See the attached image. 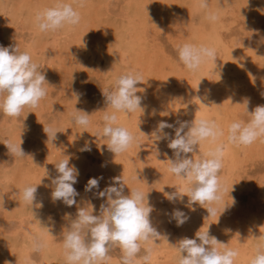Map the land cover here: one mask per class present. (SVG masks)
Instances as JSON below:
<instances>
[{"label": "rangeland", "instance_id": "rangeland-1", "mask_svg": "<svg viewBox=\"0 0 264 264\" xmlns=\"http://www.w3.org/2000/svg\"><path fill=\"white\" fill-rule=\"evenodd\" d=\"M157 1H154V0L153 1L152 0H86L85 6L80 8L78 7L77 0H64V2L66 3H71L73 7L76 8V10L79 11L80 13L83 11V9L86 6H90V5L92 6V7H89L90 9L89 14L91 16L88 15V13L85 14L87 19H89L88 20L89 21V28H88L89 32L86 38L79 39V37L77 36L78 25L74 27L67 26L68 29L65 27L58 33L39 32L40 30L38 29L36 24L33 22V20H31L32 15L34 14L36 15L37 12L41 11V10H38V11L35 10V8L37 9V4H39V3H36V0H10V1L0 0V45L7 47L11 44L13 46H17L20 52H27L32 57L33 62L38 64L39 70H42L46 74V79L50 85L48 87V95L46 96L44 100L41 101L40 107L37 109L25 108L19 119H13L11 117L5 116L4 113L0 111V189H3V187L5 188V192H4L5 194L3 193L4 189L2 191L0 190V199H1L0 200V246L2 244L3 248L5 246H6L5 248H9V249L4 248L5 250L4 253L7 254L8 252L7 250H9L8 253L12 252V254L10 253V255H13L11 256L12 259L10 257L8 259L9 262L11 261L10 264H61V263L63 264L66 262V258L64 257V249H63V239H64L63 233H66L68 231L67 227L70 225L71 220L75 219L76 213H77V210H76L77 207L73 206L69 208L66 205H64L62 202L57 201L54 203L52 200H47L48 198L49 199L51 198V194L49 193L52 191V190L50 191L48 190L49 193L47 197L48 196L49 197L45 198V201L47 200L45 205L47 206H45L41 210L44 214L46 212L45 214L46 216H44V214L41 213V211L39 212L36 207L34 208L31 207L30 204L25 203L24 207H22L21 204H19V203L24 202L22 199V196L13 195V193L15 192H22V190L26 186H32V187L39 186L40 189L38 190H41L44 188L52 189L49 186L51 184V178L57 175L54 165L57 164L63 158H65V155L71 156L72 159L70 160V164H74L79 169L78 183L74 185V187L80 194L77 197V203L83 206L85 202L91 201V203L95 205L94 214H96L95 211L97 212V202L98 201L96 202V197L94 194L96 193L97 190L93 189L92 192H86L85 185L87 184L88 180L93 177H96V178L103 177L104 179V175L106 174V172L104 171L105 170L104 168L106 167L107 157L110 152L107 150L106 146H104L106 144V140H104L101 136H97V132L103 126L102 116L104 113L103 111L95 113V111L103 110L106 107L105 102H104V97L102 95L101 90H105V89L113 90L115 87L116 80L122 74H125L132 70L133 71L137 70L142 73L143 77L144 75L145 77H147V78L144 77L145 80L142 81L143 83L142 85L141 84L138 85L139 87L145 89V92L142 93L141 95H143L144 97L143 105L146 111L144 113L142 110H138L137 112L133 113V115L137 113L136 114L137 116L135 115V117L131 118L134 120H132L133 123L131 122V125H130L131 128L129 130L138 137V143L135 145L137 147L133 146L134 156H136L138 159L135 160L134 157L131 158L128 155V158L125 157L126 159L124 158V161L122 163H118V165H119L120 171L123 165L124 167L125 166L128 167V169H126L125 171L126 173L122 175L123 180L126 182L125 186L127 185L126 187H128V188L125 187L126 195L133 188H138L142 190L145 193L146 197L149 195L150 203L154 206V211L152 212L151 217H155L158 215L160 216L162 212L166 213L170 206L174 208V205L172 203H169L162 194L164 192L162 191V189L164 190V188L166 189L167 187L166 189L167 191L168 187L170 186L166 185L162 187L161 184H159L161 180L160 177L162 176L158 175V174L163 175L164 170H162V168L166 166L167 164L166 162H163V161H166L168 158H172L173 152L167 147V142H157L158 150L156 148V140H154L155 137L154 136L151 137V134H150L151 132L150 128L154 121L155 115L160 114L162 117H164L167 114H172L173 116L171 119L172 120L171 123H175L179 118H180L179 120L184 121L185 116L187 118V119L185 118V120L192 121L195 118L197 109L199 107L206 106L204 110H207L206 112H209V114L212 116L211 117L210 115H208L210 116L208 117V120L210 121L216 120L215 122H217V125L223 129L224 126L228 128L229 124L232 123L233 121L247 122L250 119V117L247 114V105L246 106L243 105L245 98H248L250 100V104H248L249 112L255 109L253 108V106L256 107L258 105H264V97H262L261 95V93L264 92V78H263L264 77V71H263L264 70L263 69L264 68V59H263L264 56H262V54L264 55V53H262V46L260 45L261 44L260 35L264 36V0H229V5H231L230 7L227 5H224V0H211L212 10L215 12H218L219 17L220 16L222 17H220L218 21L217 30H214V32L210 31L209 36H207L206 38L203 37L202 39L197 36L195 37L192 33H198V31H200V28H202L201 30L203 29L205 30L206 28L207 30L205 31H209L213 29V23L205 18V15H206L205 12L199 9L193 11L191 7V4H193L192 0H173V1L164 0L166 1V3H164L163 0H157ZM170 1L172 2L170 3ZM144 2L146 4H143ZM40 3H42L43 9H45V8L53 7L54 4L56 3V0H44ZM252 3H253V6H252ZM28 5L32 6V7L30 6L31 10L29 9ZM152 5L153 6L155 5V6L153 7ZM167 5L170 6V8ZM176 5L178 8L176 7ZM125 8L127 9L125 10ZM168 8L169 10L167 11ZM33 10H34V13H33ZM101 10H103L104 13ZM162 10H164L165 12H163ZM176 11L177 13L178 12L179 13L177 14ZM12 12H14L15 16L14 14H12ZM168 14H169V18L171 17L170 19L168 18ZM173 16L175 17L172 18ZM188 16H191V17L189 18ZM177 17H180V18L178 19ZM172 20H173V23H171ZM143 21L146 24V26L143 23ZM203 21H206V22L204 23ZM31 22L34 23L35 26H32L34 24H32ZM26 23L28 26L26 25ZM137 23H139L141 26ZM141 23L143 24V26ZM92 24L95 26L94 28L91 27ZM98 25L101 26L102 28H105V30H107L108 33L107 35H105L106 37H104L103 33L98 34V32L101 30H98V31L95 30V28ZM107 26H111V28L108 27L110 31L106 29ZM117 29L119 30L117 31ZM67 30L68 31L72 30L74 33L73 36H70L66 32ZM115 31L119 32L120 35H118V33H116ZM111 32H114V34ZM90 35L92 36V40H90L91 39ZM118 36L120 38H118ZM131 36H133L134 39L140 38L142 42H139L140 43L139 45H133L132 43L134 39H131L132 38ZM111 37L118 38V39H114V38L112 39ZM127 38L128 40H126ZM193 38L195 40H193ZM86 40H88L89 42H87ZM89 43H92V44L90 45ZM184 43H194L196 45H205V46L214 48L217 52L218 67L222 66L220 64L222 63V61L224 62L225 54L227 52H234L235 50L239 51V50L247 49L250 47L252 49V52H254V55L257 59V61L256 59L254 60L253 65H257L258 63V66H259V67L254 66L253 70H252L253 66L250 68L253 71L252 74L251 73L250 74L252 76L253 74H255L253 76L255 80L254 78L249 76L248 70L244 73V75H239V76L237 75L238 78H236L237 76L234 73V70L231 69L230 70L231 72L230 71L227 73L217 72L216 74L211 75L212 76L210 77L211 82L209 84L201 85L200 83L205 81L204 72H203L204 70L202 71L201 69L202 67L199 69L200 71H197L198 73L200 72L198 76L197 72L193 73V72L187 71L186 68L182 65V63L178 59L177 49L180 45ZM64 45H65V48H64ZM87 45H90V46H87ZM140 46H143V48L145 49L144 53H141ZM109 47L111 48V50L112 49L113 50L111 51ZM79 48H82L81 49L82 51ZM97 48L99 51L96 50ZM260 50L262 54L260 53ZM130 51H132L134 54ZM78 52H81L78 54L79 56L77 55ZM129 52L131 53V55ZM257 53H260V54H257ZM94 54L96 55L94 56ZM99 56L102 58H100ZM140 56L142 57L140 58ZM106 57L107 58L109 57V58L107 59ZM110 57L113 59H111ZM140 59H141V63L139 62ZM114 60L115 61L117 60V61L113 62ZM108 61L110 62L108 63ZM259 63L260 65H263V66H260ZM127 64L130 67L127 66ZM137 64L139 65V67H142V68H139ZM214 64L215 63H211V65H214ZM214 67H217L216 64L214 65ZM260 70L263 71L262 75L260 73ZM109 72L110 73L113 72V73L110 74ZM201 72L203 73V75ZM178 75L181 77H179ZM250 77L252 79H250ZM189 80H191L190 81L191 83L189 82ZM168 84H170V86ZM194 84L198 86L196 87ZM193 87H195L197 90H195V88ZM190 88L191 89L193 88L192 90L193 92H191V90L189 91ZM204 91L206 94L203 93ZM74 92H78L82 94L79 102L77 98L75 97V95H73ZM223 93H225V95ZM203 94H204V97H203ZM226 95L227 96L229 95V96L227 97ZM199 96L201 97L200 98L201 101H203L202 103L199 101V99H197V97ZM183 97L186 99H183ZM152 98H153L154 104L152 103V101L150 102V99L152 100ZM172 98L173 100H178L176 101L177 103L175 102L176 105L175 103L172 102ZM181 99H183V102L181 101ZM232 99L233 101H231ZM159 100H162L161 103ZM211 100L213 101V103H211L212 102ZM215 100H217L216 101L217 103L215 102ZM224 100L227 101L230 107L228 106L226 102H224ZM161 106L162 108H164L165 106L166 110L165 109H163V111L160 110ZM76 107L78 109H84L88 113L93 114L91 117V126L89 128H83L80 126H76L72 123V114L76 110ZM174 108L177 110L179 109L178 111H179L180 117L177 116L178 111L173 110ZM169 110L171 113L169 112ZM181 110L183 111L181 112ZM141 111L142 113H140ZM154 111H156V114L154 113ZM213 112L215 113V115ZM219 112H226V113L222 114ZM149 114L151 115V117L149 116ZM224 114L227 116H225ZM123 115H126V114L118 113V118L120 121H121L120 118L124 117ZM222 115H224V117H222ZM174 117H176V120L174 119ZM136 119L139 120L137 122L138 125L135 123ZM49 125H53L54 127H56L60 133L57 134V139L55 141H49L47 143V136L43 132V127L44 126L48 127ZM226 128L224 130L225 135H226L224 136L225 139L227 138ZM140 129L146 135L143 134L140 131ZM171 131L172 130L170 129V132ZM172 135L174 136V132L172 133ZM224 137H222L221 143L225 145L224 149L226 150V154H224V157H223V168L220 173V179L223 185L225 186V188L227 189V191L225 192L223 196L222 204L219 206V211L217 212L218 218L216 217L213 218L214 223L212 221H211L212 223H210L211 219L205 220L206 222L204 221V224H203L205 229H201V228H198V229L199 230L201 229V231H207L209 229L211 230L212 228V231L209 230L210 235L214 234L215 237H217V239H219L220 236H222L219 240L222 239L221 242H224L226 240L227 242L225 241V243L228 244V247H229L230 243H233L235 240L234 236L231 233L234 232L233 234L236 235L235 237H237L236 231H238V229L241 226H243L244 223L248 224L247 222L248 218H251V216L252 217L254 216L256 218L257 215L260 218H264V188H263L264 187L263 186L264 185L263 184L264 183V141H262L261 139H258L256 142L252 144V146L249 145L250 148H248V146L238 147V145L230 144L228 143L227 140L225 141L223 139ZM95 139H96V143L93 142L91 144L90 152L80 151V149L84 147L85 141H95ZM6 142H11L12 144L17 145V146L22 144V148L25 151L27 157H24V158L12 157L9 154L8 149L4 145ZM229 144L231 146L230 150H229L230 146H228ZM201 145L203 146L199 147V152L197 153V156H196L197 159L206 158L205 154L209 152L207 150L205 143H202ZM236 147L238 150L236 149ZM253 147L257 149V152ZM259 149H261L262 152ZM138 150L140 151L139 154H137ZM225 150H224V153H225ZM244 150L246 151L243 152ZM235 152L236 153L238 152L239 156ZM138 155L141 157L139 158ZM228 156L230 157V159ZM225 157L228 159H226ZM234 158H236L237 160ZM142 159L145 160L143 164H141V162L143 161ZM231 159L234 161H232ZM138 160L140 163L138 162ZM226 160L228 163L224 162ZM149 166L152 168H150ZM165 168L166 167H164L163 169ZM226 168L227 170L224 171ZM50 173H53L54 175L52 176V174ZM49 177L50 179H48ZM34 178H36L37 180L35 179L36 180L35 181ZM156 178H157V181H156ZM103 179L100 180V183L103 181ZM40 180H41V183H38L40 182ZM230 181L232 183H230ZM19 183L22 185H19ZM43 183H45V185ZM141 184H143L146 187L142 186ZM159 186H161L160 188L162 189H159ZM188 187L190 186L188 185ZM127 189L129 191H127ZM187 189L188 188H186L185 193H183V195L188 194ZM159 190H161L162 192ZM39 192L40 191H38L37 194ZM167 192H169V190ZM2 196H4L7 199L3 200L5 198H3ZM231 196L235 198V203ZM20 198H21V201L18 200ZM187 200L188 198L187 196H185L184 203H181L178 201V204H175L176 208L178 207L180 209L183 208L182 210L186 213V215L188 214L187 216L189 217V219L187 220L186 223L178 227L176 225V222L171 220V217L169 215L167 216V218L169 217L171 220L170 222L166 223L168 230L171 232V237H169L171 239L164 240L162 244V246L164 245L163 246L164 251H162L163 254L160 253L157 256V261L155 264H160V263L161 264H179V259H175V258H178V257L180 258L181 254L177 253L178 251L176 250V248L174 251L173 250L174 247L172 248V245H175L177 241L182 238V236L184 237L187 231H192V232L198 231V229L195 227V225L199 221L198 217L201 219L203 216L202 212L207 213V211L206 209L202 208L201 206L197 204L193 206L196 209L194 211L195 212L194 213L195 215H194L192 210L189 211V209L185 207ZM49 203L50 204L52 203V204L50 205ZM15 204L16 206L18 204L17 207H19V209L15 206ZM14 206L16 208H14ZM24 208L26 209V212ZM35 208L36 210H33L32 212V209H35ZM225 209L227 213L226 211L224 212ZM36 212L37 213L39 212V214H37ZM233 212L235 213L236 216H234ZM197 213H199L200 215ZM228 213H230V215ZM66 214H71V215L69 217V216H66ZM97 214H99V211L97 212ZM191 214L193 217L191 216ZM225 214L226 215L228 214L227 217L228 216H231V217L227 218L225 217L226 216ZM34 215L36 217H34ZM39 215H41V217H38ZM36 218H38L39 221L36 220ZM223 218L225 219L224 221H223ZM245 218H247V220H245ZM228 219L230 221L228 223H224ZM46 222H47V225H48V222L50 223V225L47 226L45 224ZM230 222L233 223V225L235 223L234 225L235 227H232L233 225H231L230 227L229 226ZM51 225L55 226L56 229ZM212 225H214V227ZM191 226H194V227H191ZM225 226L227 230L225 229ZM237 226L238 228L236 230ZM217 227L219 228V230ZM34 228L37 231L36 234H35ZM41 229L43 230V232L41 231ZM45 229H47L48 231ZM38 232H40L42 235L39 236ZM45 232H47L46 235L43 234ZM49 233L50 234L52 233L51 236ZM225 233L226 235L228 234L229 235L223 237ZM32 234H35L36 236ZM219 234L220 236H217ZM37 236L40 239L42 238L45 239V236L49 237V239L51 238V240H53V243L50 240H48V238H46L47 240H43V239L42 240L44 242L45 241L49 243L51 242L52 245H49V243L45 242V244L47 243L46 244L47 246L42 251L40 252L34 251L33 247H31L32 246L31 238L37 237ZM262 236L264 237V235ZM28 238L30 239L27 240ZM190 238H194V236L192 235V237ZM258 238H260L259 235H257L256 237L255 236L252 237L250 240V245H252V247L250 246L249 247L250 248L255 247L256 249V246L258 245L257 249L261 248L260 250L262 249L264 250L263 248L264 241L263 239H258ZM229 241H232V242H229ZM262 241L263 243H260ZM253 242L255 245L252 244ZM10 244H12L13 246V247L11 246L12 248L9 247ZM27 244L28 246L29 245L30 246L29 247L25 246ZM165 245L168 247V249ZM51 247L53 248L51 249ZM169 247L172 249V251L169 249ZM10 248L12 249V251H10L11 250ZM220 250L223 251L224 249L221 248ZM55 251H57V254L53 253L56 256L54 258L53 255L50 256V253L52 254V252H55ZM173 251L176 253H174ZM2 254H3V250L0 247V255ZM144 254H145L144 246L142 245L141 252L138 254V256L142 257ZM16 255H17V259L16 258L14 259L13 257H15ZM58 255L60 256L59 258H58ZM109 255L111 259L110 261H108V264H121L122 252L119 248H114L109 253ZM152 263L153 262H151V264Z\"/></svg>", "mask_w": 264, "mask_h": 264}, {"label": "clouds", "instance_id": "clouds-1", "mask_svg": "<svg viewBox=\"0 0 264 264\" xmlns=\"http://www.w3.org/2000/svg\"><path fill=\"white\" fill-rule=\"evenodd\" d=\"M77 3L78 7L82 8L86 0H77ZM224 4L231 6L229 0H224ZM195 7L205 12V18L210 22L219 21L218 12L211 8V0H196ZM80 22V12L64 0H56L53 7L45 8L35 15V24L43 33H58L66 26L74 27ZM177 52L179 61L190 72L195 73L208 63H215L218 68L217 52L212 47L184 43L178 47ZM142 81L141 72L129 71L118 77L113 90H101L106 107L95 111L104 113L103 126L97 136L106 140L104 146L115 158L128 152L138 143V137L120 124L118 113L132 114L138 110L145 113L144 97L141 95L145 89L138 87L143 84ZM49 86L46 74L39 70L38 64L33 62L27 52H20L17 46L11 44L7 47L0 45V111L5 116L19 119L25 108H39L41 101L48 95ZM73 95L79 102L82 94L74 92ZM261 95L264 97V92ZM197 99L201 101L199 97ZM249 103L250 100L245 98L243 105H247L250 119L247 122L234 121L227 128V141L230 144L249 146L258 139L264 141V105H258L249 112ZM92 115L76 107L72 114V123L88 128L91 126ZM166 129H171L174 136L172 132L165 131ZM43 132L47 136V143L55 141L60 133L53 125L44 126ZM153 136L157 150V142H167V147L173 152L172 158L163 161L168 164V172L173 174L177 181H183L190 186L187 195H182L181 190L177 188L173 192L164 190V198L175 205L177 201L184 203V197L187 196L185 207L194 211L193 206L198 204L208 213L205 220L215 217L227 191L220 179L225 149L222 143H218L220 138L225 136L224 129L214 120L197 119L195 114L192 121H158L151 133V137ZM204 141L216 144V147L206 154V158L197 159L199 147ZM93 142L96 143V139L85 141L80 151L90 152ZM4 145L12 157H27L22 144L17 146L6 142ZM71 159V156L65 155V158L54 165L57 175L51 178L49 185L52 188L51 199L54 203L59 201L69 208L77 207L75 219L71 220L68 231L63 233L67 264H108L111 259L109 253L114 248H119L122 252L121 264H151L154 252L149 245L157 244L156 241L167 239V236L161 235L153 225L151 214L154 206L150 203L149 195L146 197L138 188L131 189L126 195V182L122 176L113 177L111 183L102 191L99 190V184L103 177L90 178L85 185V191L92 192L96 189L94 195L105 200V203L100 205L99 214H94L95 205L91 201L85 202L83 206L77 203L80 194L74 185L78 183L79 169L70 164ZM37 190V187L26 186L22 192H15L13 195L22 196L23 201L33 208H40L43 204L36 203ZM232 199L235 203V198ZM70 215L66 214L69 217ZM168 215L178 227L189 219L184 211L175 207ZM201 229L195 233V238L183 237L172 245L181 254L179 264H234L239 255L238 251L210 235L209 230ZM258 239L264 237L260 236ZM142 245L145 254L139 257ZM32 246L34 251L40 252L46 244L42 239L33 237ZM221 248L224 250L221 251ZM5 264L10 262L5 261ZM250 264H264V250L257 249Z\"/></svg>", "mask_w": 264, "mask_h": 264}, {"label": "bare ground", "instance_id": "bare-ground-1", "mask_svg": "<svg viewBox=\"0 0 264 264\" xmlns=\"http://www.w3.org/2000/svg\"><path fill=\"white\" fill-rule=\"evenodd\" d=\"M7 1V0H6ZM10 1V0H9ZM42 1H44V0H42ZM41 0H36V3H39V4H37V9L35 8V10L36 11H38V10H43V7H42V3H40V2H42ZM153 1V0H152ZM154 1H157V0H154ZM164 1V0H163ZM173 1V0H172ZM172 1H170V3L172 2ZM193 1V4H191V7H192V9H193V11L194 10H198L196 7H195V4H196V0H192ZM49 2V1H48ZM48 2H46V3H48ZM157 2H159V1H157ZM175 2V1H174ZM222 2V1H221ZM220 2V3H221ZM251 2V1H250ZM75 3V2H74ZM99 3V2H98ZM152 3V2H151ZM154 3V2H153ZM164 3H166V1H164ZM176 3V2H175ZM178 3V2H177ZM184 3V2H183ZM30 4V3H29ZM34 4V3H33ZM50 4V3H49ZM48 4V5H49ZM130 4V3H129ZM143 4H146L145 2L143 3ZM167 4H168V2H167ZM180 4H182V3H180ZM161 5V4H160ZM160 5H158V6H160ZM222 5H223V3H222ZM225 5V4H224ZM224 5H223V7H224ZM31 6V5H30ZM30 6L28 5V7H29V9H30ZM35 6V5H34ZM127 6H129V5H127ZM153 6V5H152ZM155 6V5H154ZM153 6V7H154ZM163 6V5H162ZM161 6V7H162ZM168 6V5H167ZM170 6H171V4H170ZM170 6H168L169 8H170ZM182 6V5H181ZM180 6V7H181ZM188 6V5H187ZM190 6V5H189ZM214 6V5H213ZM250 6V5H249ZM252 6H253V3H252ZM18 7V6H17ZM32 7V6H31ZM89 7H92L91 5L90 6H86L84 9H83V11L80 13V15H81V22H80V24L78 25V27H77V36L79 37V39H83V38H86V36H87V34H88V32H89V30H88V28H89V19H87V17H86V13H88V15H90L89 14ZM136 7V6H135ZM134 7V8H135ZM144 7V6H143ZM147 7V6H146ZM176 7H177V5H176ZM251 7V6H250ZM249 7V8H250ZM27 8V7H26ZM107 8V7H106ZM157 8H159V7H157ZM169 8L167 9V11L169 10ZM178 8V7H177ZM186 8H188V7H186ZM127 8H125V10H126ZM146 9V8H145ZM150 9V8H149ZM182 9H184V8H182ZM223 9V8H222ZM263 9V8H262ZM27 10V9H26ZM31 10V9H30ZM124 10V11H125ZM136 10H137V8H136ZM140 10V9H139ZM144 10V9H143ZM152 10V9H151ZM166 10V9H165ZM172 10V9H171ZM20 11V10H19ZM22 11V10H21ZM103 13H104V11L103 10H101ZM163 12H165L164 10H162ZM178 11V10H177ZM177 11H176V13H177ZM185 11V10H184ZM188 11V10H187ZM24 12V11H23ZM26 12V11H25ZM93 12V11H92ZM109 12V11H108ZM147 12V11H146ZM149 12V11H148ZM263 12V11H262ZM6 13V12H5ZM16 13V12H15ZM33 13H34V10H33ZM111 13V12H110ZM127 13V12H126ZM125 13V14H126ZM145 13V12H144ZM151 13V12H150ZM160 13V12H159ZM172 13H173V11H172ZM179 13V12H178ZM177 13V14H178ZM234 13V12H233ZM12 14H14V12H12ZM140 14V13H139ZM146 14V13H145ZM153 14V13H152ZM165 14H167V13H165ZM184 14V13H183ZM24 15V14H23ZM92 15H93V13H92ZM96 15V14H95ZM100 15V14H99ZM174 15V14H173ZM14 16H15V14H14ZM18 16V15H17ZM91 16V15H90ZM154 16V15H153ZM155 16H156V14H155ZM167 16V15H166ZM13 17V16H12ZM25 17V16H24ZM89 17V16H88ZM93 17V16H92ZM103 17V16H102ZM143 17V16H142ZM164 17V16H163ZM175 16H173L172 18H174ZM189 18L191 17V16H188ZM188 17H187V19H188ZM220 17H222V16H220ZM15 18V17H14ZM28 18V17H27ZM31 18V17H30ZM98 18H100V17H98ZM162 18V17H161ZM167 18V17H166ZM168 18H169V14H168ZM171 18V17H170ZM169 18V19H170ZM178 19L180 18V17H177ZM26 19V18H25ZM96 19V18H95ZM130 19V18H129ZM184 19V18H183ZM5 20V19H4ZM14 20V19H13ZM31 20H33V22L35 23V14L34 15H32V19ZM99 20V19H98ZM157 20V19H156ZM185 20V19H184ZM1 21H2V19H1ZM19 21V20H18ZM22 21V20H21ZM26 21H28V20H26ZM103 21V20H102ZM101 21V22H102ZM14 22V21H13ZM25 22V21H24ZM93 22V21H92ZM104 22V21H103ZM178 22V21H177ZM176 22V23H177ZM185 22H187V21H185ZM189 22V21H188ZM200 22H201V20H200ZM204 23L206 22V21H203ZM32 23V22H31ZM34 23H32V24H34ZM126 23V22H125ZM134 23V22H133ZM143 23H144V21H143ZM171 23H173V20H172V22ZM203 23V24H204ZM10 24V23H9ZM96 24V23H95ZM104 24H106V23H104ZM103 24V25H104ZM110 24V23H109ZM122 24V23H121ZM137 24H139V23H137ZM142 24V23H141ZM145 24V23H144ZM188 24V23H187ZM14 25V24H13ZM26 25H27V23H26ZM102 25V26H103ZM140 25V24H139ZM217 25H218V22H216V23H213V29H211V30H209V31H205V30H207L206 28H205V30L203 29V30H201L202 28H200V31H198V29H197V31H198V33H192L195 37L197 36V37H199V38H203V37H207V36H209V32L210 31H212V32H214V30H217ZM10 26V25H9ZM28 26V25H27ZM32 26H35V24L34 25H32ZM121 26V25H120ZM124 26H125V24H124ZM141 26V25H140ZM142 26H143V24H142ZM145 26H146V24H145ZM201 26H203V25H201ZM200 26V27H201ZM11 27V26H10ZM91 27L92 28H94L95 26L92 24L91 25ZM105 27H106V25H105ZM108 27H110L111 28V26H107V28L106 29H108L109 31H110V29L108 28ZM114 27V26H113ZM116 27H117V25H116ZM197 27V26H196ZM199 27V26H198ZM209 27V26H208ZM66 28H67V26H66ZM134 28V27H133ZM148 28V27H147ZM204 28V27H203ZM222 28V27H221ZM12 29V28H11ZM68 29V28H67ZM70 29V28H69ZM125 29V28H124ZM139 29V28H138ZM142 29V28H141ZM219 29V28H218ZM95 30L96 31H98V30H101V31H99L98 32V34H100V33H103V35H104V37H106L105 35H107V30H105V28H102L101 26H97L96 28H95ZM114 30V29H113ZM116 30V29H115ZM119 29H117V31H118ZM190 30V29H189ZM188 30V31H189ZM38 31V30H37ZM112 31V30H111ZM117 31H115L116 33H118V35H120L119 34V32H117ZM222 31V30H221ZM9 32V31H8ZM40 32V31H39ZM70 36H73V31L71 30H67L66 31ZM92 32V31H91ZM95 32V31H94ZM137 32H139V31H137ZM193 32V31H192ZM220 32V31H219ZM111 33H113L114 34V32H111ZM128 33V32H127ZM131 33V32H130ZM40 34V33H39ZM63 34H65V33H63ZM68 34H67V36H68ZM139 34V33H138ZM47 35V34H46ZM111 35V34H110ZM116 35V34H115ZM129 35V34H128ZM136 35V34H135ZM217 35H218V33H217ZM11 36V35H10ZM76 36V37H77ZM91 36V35H90ZM90 36H89V38H90ZM100 36V35H99ZM102 36V35H101ZM123 36V35H122ZM134 36V35H133ZM133 36H131L130 38L131 39H134L133 38ZM140 36H141V34H140ZM187 36V35H186ZM41 37V36H40ZM47 37V36H46ZM45 37V38H46ZM136 37V36H135ZM194 37V38H195ZM219 37V36H218ZM39 38V37H38ZM43 38V37H42ZM69 38V37H68ZM112 38V37H111ZM110 38V39H111ZM114 38V37H113ZM112 38V39H113ZM118 38H120L119 36H118ZM118 38H114V39H118ZM193 38V40H195ZM217 38V37H216ZM95 39V38H94ZM96 39H98V38H96ZM146 39V38H145ZM191 39H192V37H191ZM222 39V38H221ZM57 40V39H56ZM74 40V39H73ZM76 40H77V38H76ZM90 40H92V36H91V39ZM100 40H102V39H100ZM126 40H128V38L126 39ZM143 40V39H142ZM220 40V39H219ZM87 42H89L88 40H86ZM132 41V40H131ZM211 41H213V40H211ZM210 41V42H211ZM64 42H66V41H64ZM63 42V43H64ZM120 42V41H119ZM139 42H142L141 41V39L140 38H136V39H134L133 40V45H139L140 43ZM61 43V42H60ZM72 43V42H71ZM77 43V42H76ZM121 43V42H120ZM260 45L262 46V53H264L263 51H264V36H261L260 35ZM69 44V43H68ZM90 45L92 44V43H89ZM119 44V43H118ZM118 44H116V45H118ZM80 45V44H79ZM90 45H87V46H90ZM94 45H96V44H94ZM109 45H110V43H109ZM113 45V44H112ZM130 45V44H129ZM211 45V44H210ZM57 46V45H56ZM63 46V45H62ZM69 46H71V45H69ZM74 46H75V44H74ZM122 46V45H121ZM146 46V45H145ZM59 47V46H58ZM96 47V46H95ZM94 47V48H95ZM115 47V46H114ZM118 47V46H117ZM116 47V48H117ZM128 47H130V46H128ZM141 47V53H144V51H145V49L143 48V46H140ZM56 48V47H55ZM54 48V49H55ZM63 48V47H62ZM64 48H65V45H64ZM84 48V47H83ZM86 48V47H85ZM110 48V47H109ZM57 49H59V48H57ZM78 49V48H77ZM80 50L82 49V48H79ZM130 49V48H129ZM128 49V50H129ZM136 49V48H135ZM44 50V49H43ZM92 50V49H91ZM90 50V51H91ZM97 51H99L98 50V48L96 49ZM110 50H111V48H110ZM110 50H108V51H110ZM113 50V49H112ZM111 50V51H112ZM117 50H119V49H117ZM76 51V50H75ZM82 51V50H81ZM115 51V50H114ZM122 51H124V50H122ZM122 51H120V52H122ZM139 51V50H138ZM254 51V50H253ZM77 52V51H76ZM127 52V51H126ZM130 52H132V51H130ZM129 52V53H130ZM134 52H135V50H134ZM146 52H148V51H146ZM34 53V52H33ZM32 53V54H33ZM35 53H36V51H35ZM58 53V52H57ZM79 53H81V52H78L77 53V55L79 54ZM92 53V52H91ZM133 53V52H132ZM225 53V52H224ZM256 53V52H255ZM260 53H261V50H260ZM260 53H257V54H260ZM261 53V54H262ZM38 54V53H37ZM36 54V55H37ZM106 54H108V53H106ZM134 54V53H133ZM76 55V56H77ZM90 55V54H89ZM96 54H94V56H95ZM99 55H101V54H99ZM112 55V54H111ZM118 55V54H117ZM130 55H131V53H130ZM140 55V54H139ZM57 56V55H56ZM79 56V55H78ZM108 56H110V55H108ZM115 56V55H114ZM262 56H264L263 54H262ZM34 57V56H33ZM100 57V56H99ZM142 56H140V58H141ZM35 58V57H34ZM77 58V57H76ZM100 58H102V57H100ZM99 58V59H100ZM107 58V57H106ZM105 58V59H106ZM109 58V57H108ZM107 58V59H108ZM111 58V57H110ZM118 58V57H117ZM111 59H113V58H111ZM256 59V57H255V55H254V52H252V49L249 47V48H247V49H242V50H239V51H237V50H235L234 52H227L226 54H225V59H224V62L222 61V63L220 64V65H222V66H219L218 68L217 67H214V65H211V63H208V64H205V65H203L202 66V71L204 72V77H205V81H203L202 83H201V85H205V84H209L210 82H211V78L210 77H212L211 75H213V74H216L217 72H224V73H227V72H229L231 69H233L234 70V73L236 74V76L238 75H244V73L248 70L249 71V73L248 74H252V70H253V68H254V66H258V63H257V65H253V62H254V60ZM264 59V58H263ZM80 60V59H79ZM144 60V59H143ZM106 61V60H105ZM117 61V60H116ZM115 60L113 61V62H116ZM124 61H125V59H124ZM123 61V62H124ZM148 61V60H147ZM256 61H257V59H256ZM255 61V62H256ZM51 62V61H50ZM110 61H108V63H109ZM140 63H141V59H140V61H139ZM107 63V62H106ZM139 63V64H140ZM145 63V62H144ZM113 64V63H112ZM147 64V63H146ZM256 64V63H255ZM115 65V64H114ZM118 65V64H117ZM138 65V64H137ZM240 65H242L243 67H241ZM259 65H260V63H259ZM113 66V65H112ZM116 66V65H115ZM126 66V65H125ZM127 66H129L128 64H127ZM141 66V65H140ZM253 66V67H252ZM260 66H263V65H260ZM130 67V66H129ZM138 67H139V65H138ZM205 67V68H204ZM252 67V70L250 69ZM259 67V66H258ZM121 68V67H120ZM139 68H142V67H139ZM144 68H145V66H144ZM256 68V67H255ZM261 68V67H260ZM109 69H111V68H109ZM108 69V70H109ZM150 69V68H149ZM154 69V68H153ZM264 69V68H263ZM262 69V70H263ZM125 70V69H124ZM128 70H130V69H128ZM139 70V69H138ZM143 70V69H142ZM172 70V69H171ZM174 70V69H173ZM187 70V69H186ZM250 70H251V72H250ZM255 70V69H254ZM259 70V69H258ZM133 71V70H132ZM137 71V70H136ZM150 71V70H149ZM162 71H164V70H162ZM187 71H189V70H187ZM200 71V70H199ZM256 71V70H255ZM264 71V70H263ZM263 71H261L260 70V73H261V75H262V72ZM120 72V71H119ZM124 72V71H123ZM154 72H155V70H154ZM231 72V71H230ZM110 73V72H109ZM111 73H113V72H111ZM110 73V74H111ZM177 73V72H176ZM175 73V74H176ZM185 73V72H184ZM189 73V72H188ZM198 73V72H197ZM200 73V72H199ZM199 73H198V76H199ZM202 73V72H201ZM116 74H118V73H116ZM122 74V73H121ZM126 74V73H125ZM164 74V73H163ZM162 74V75H163ZM193 74V73H192ZM115 75V74H114ZM189 75V74H188ZM201 75V74H200ZM202 75H203V73H202ZM255 74H253V76H254ZM165 76H167V75H165ZM179 76V75H178ZM238 76L236 77V78H238ZM249 76H251V77H253L252 75H249ZM249 76H247V77H249ZM111 77V76H110ZM144 77H145V75H144ZM143 77V78H144ZM179 77H181V76H179ZM186 77H187V75H186ZM190 77V76H189ZM194 77V76H193ZM242 77V76H241ZM250 77V79H252ZM256 77V76H255ZM263 77V76H262ZM145 78H147V77H145ZM145 78L143 79V81L145 80ZM200 78V77H199ZM202 78V77H201ZM264 78V77H263ZM110 79V78H109ZM160 79V78H159ZM164 79V78H163ZM169 79V78H168ZM176 79V78H175ZM249 79V78H248ZM177 80V79H176ZM183 80V79H182ZM200 80H202V79H200ZM234 80V79H233ZM191 80H189V82H190ZM239 81H241V80H239ZM239 81H237V82H239ZM169 82V81H168ZM193 82V81H192ZM160 83V82H159ZM191 83V82H190ZM198 83V82H197ZM200 83V82H199ZM186 84H188V83H186ZM230 84H231V82H230ZM236 84V83H235ZM238 84V83H237ZM142 85V84H141ZM167 85V84H166ZM169 86H170V84H168ZM195 86H196V84H194ZM227 85H229V84H227ZM259 85V84H258ZM153 86H155V85H153ZM160 86H162V85H160ZM190 86V85H189ZM198 86V85H197ZM196 86V87H197ZM139 87V86H138ZM157 87V86H156ZM236 87V86H235ZM155 88V87H154ZM154 88H152V89H154ZM176 88H177V86H176ZM193 88H195V87H193ZM193 88L191 89H189V91L191 90V92H193L192 90H193ZM151 89V88H150ZM163 89V88H162ZM229 89H230V87H229ZM236 89V88H235ZM235 89H234V91H235ZM167 90V89H166ZM174 90V89H173ZM195 90H197L196 88H195ZM153 91V90H152ZM233 91V92H234ZM154 92V91H153ZM198 92V91H197ZM229 92V91H228ZM157 93V92H156ZM199 93V92H198ZM203 93H205V91L203 92ZM235 93V92H234ZM233 93V94H234ZM159 94V93H158ZM168 94V93H167ZM206 94V93H205ZM224 95H225V93H223ZM146 95V94H145ZM144 95V96H145ZM148 95H150V94H148ZM156 95V94H155ZM160 95V94H159ZM176 95V94H175ZM185 95H187V94H185ZM150 96H152V95H150ZM157 96V95H156ZM184 96V95H183ZM194 96V95H193ZM201 96V95H200ZM199 96V98H201ZM227 96V95H226ZM229 96V95H228ZM227 96V97H228ZM237 96V95H236ZM146 97V96H145ZM167 97V96H166ZM187 97V96H186ZM196 97V96H195ZM203 97H204V94H203ZM149 98H151V97H149ZM158 98V97H157ZM192 98V97H191ZM210 98V97H209ZM212 98V97H211ZM161 99V98H160ZM183 99H186V98H184L183 97ZM183 99H181V101L183 102ZM206 99V98H205ZM216 99V98H215ZM225 99V98H224ZM238 99V98H237ZM170 100V99H169ZM194 100H195V98H194ZM213 100V99H212ZM211 100V101H212ZM221 100H223V99H221ZM152 101V103L154 104V101H153V98H152V100L150 99V102ZM160 101V103H161V101L162 100H159ZM168 101V100H167ZM176 101H178V100H173V98H172V102L173 103H175ZM187 101H188V99H187ZM191 101H192V99H191ZM197 101V100H196ZM200 101V100H199ZM217 100H215V102H216ZM231 101H233V99L231 100ZM201 103L203 102V101H200ZM210 102V101H209ZM224 102H226L227 103V101H225L224 100ZM223 102V103H224ZM145 103V102H144ZM169 103V102H168ZM167 103V104H168ZM177 103V102H176ZM176 103H175V105H176ZM208 103V102H207ZM211 103H213V101L211 102ZM217 103V102H216ZM222 103V104H223ZM171 104V103H170ZM196 104V103H195ZM221 104V103H220ZM219 104V105H220ZM228 104V103H227ZM250 104V103H249ZM148 105V104H147ZM174 105V104H173ZM178 105V104H177ZM211 105V104H210ZM225 105V104H224ZM223 105V106H224ZM230 105H231V103H230ZM144 106V105H143ZM153 106H155V105H153ZM204 106V105H203ZM228 106H229V104H228ZM239 106V105H238ZM246 106V105H245ZM177 107V106H176ZM205 107L206 106H204V107H199L198 108V111L196 112V118L197 119H206V120H208V117H210L211 115L209 114V112H206L207 110H204L205 109ZM222 107V106H221ZM221 107H219V108H221ZM227 107V106H226ZM226 107H225V109H226ZM230 107V106H229ZM158 108H160V107H158ZM213 108V107H212ZM218 108V109H219ZM224 108V107H223ZM252 108V107H251ZM253 108H255L254 106H253ZM252 108V109H253ZM163 109H165L166 110V108H165V106H164V108H162V106H161V108H160V110H162L163 111ZM179 109H180V107H179ZM178 109V110H179ZM210 109H211V107H210ZM231 109V108H230ZM155 110H156V108H155ZM173 110H177V109H173ZM177 110V111H178ZM220 110V109H219ZM176 111V112H177ZM183 110H181V112H182ZM213 111V110H212ZM221 111V110H220ZM232 111V110H231ZM234 111V110H233ZM236 111V110H235ZM151 112H152V110H151ZM169 112H170V110H169ZM180 112V113H181ZM140 113H142V111L140 112ZM148 113V112H147ZM154 113L156 114V111H154ZM171 113V112H170ZM214 113V112H213ZM219 113H226V112H219ZM137 114V113H136ZM135 114V115H136ZM144 114V113H143ZM152 114V113H151ZM217 114V113H216ZM228 114V113H227ZM236 114V113H235ZM135 115H133V113L132 114H126V115H123L124 117H121L120 119H121V121L120 122H122V123H120L122 126H124V127H126V128H128V130H130V128H131V122H132V120H134V119H131V118H133V117H135ZM180 114H179V111H178V115L177 116H179ZM183 115V114H182ZM208 115H210V116H208ZM214 115H215V113H214ZM225 115V114H224ZM224 115H222V117H224ZM234 115V114H233ZM137 116V115H136ZM149 116L151 117V115L149 114ZM154 116V115H153ZM172 114H167L166 116H164V117H162L160 114L158 115H155V118H154V121H153V123H152V126H151V128H150V134L153 132V130L155 129V127H156V125H157V122L158 121H160V120H166L168 123H171V119H172ZM176 116V117H177ZM184 116V115H183ZM193 116H194V114H193ZM225 116H227V115H225ZM176 117H174V119L176 120ZM180 117V116H179ZM212 117V116H211ZM214 117V116H213ZM142 118V117H141ZM185 118H186V116L184 117V120H185ZM215 118V117H214ZM217 118V117H216ZM139 119V118H138ZM138 119H136L135 120V123L137 124V122L139 121ZM149 119V118H148ZM180 119V118H179ZM178 119V120H179ZM187 119V118H186ZM210 119V118H209ZM227 119V118H226ZM228 120V119H227ZM181 121V120H180ZM216 121V120H215ZM218 121V120H217ZM229 121V120H228ZM141 122V121H140ZM220 122V121H219ZM234 122V121H233ZM133 123V122H132ZM217 123V122H216ZM228 123V122H227ZM221 124V123H220ZM138 125V124H137ZM223 125V124H222ZM221 125V126H222ZM225 127V126H224ZM223 127V129L225 130V128ZM89 128V127H88ZM149 128V127H148ZM226 130H227V128H226ZM165 131H167V132H170V129H166ZM172 132V131H171ZM173 133V132H172ZM226 136V135H225ZM153 139V138H152ZM225 141L227 140V138L225 139V137L223 138ZM23 140V139H22ZM154 140H156L155 138H154ZM46 141V140H45ZM224 141V142H225ZM222 142V137L220 138V140L218 141V143H221ZM202 143H205L206 144V147H207V150L210 152V151H213L214 149H215V147H216V144H210L209 142H207V141H204V142H202ZM201 143V144H202ZM164 144V143H163ZM259 145H260V143H259ZM201 146H203V145H200V147ZM205 146V145H204ZM225 146V145H224ZM228 146H230V144L228 145ZM252 146V145H251ZM257 146V145H256ZM134 147H137V146H134ZM134 147H132L128 152H126V153H123V154H121V155H119V156H117L116 158L114 157V154L113 153H109V155H108V157H107V163H106V167L104 168L105 170V172H106V174L104 175V179H103V181L99 184V190H104L110 183H111V180H112V178L113 177H118V176H122L123 174H125L126 172V169H128V167L127 166H125L124 167V165L122 166V169H121V171H120V168H119V165H118V163H122L123 161H124V158L125 157H127L128 158V155H129V157H131V158H135V160H137L138 158L136 157V156H134ZM239 147V146H238ZM241 147V146H240ZM147 148V147H146ZM226 148V147H225ZM246 148V147H245ZM245 148H243V149H245ZM248 148H250L249 146H248ZM254 148V147H253ZM165 149V148H164ZM231 149V146H230V148H229V150ZM236 149H237V147H236ZM255 149V148H254ZM262 149V148H261ZM261 149H259V150H261ZM61 150V149H60ZM137 150V149H136ZM206 150V151H207ZM238 150V149H237ZM236 150V151H237ZM241 150V149H240ZM256 150V152H257V149H255ZM204 151V150H203ZM207 151V152H208ZM246 150H244L243 152H245ZM249 151V150H248ZM251 151H252V149H251ZM234 152V151H233ZM239 152V151H238ZM238 152L236 153L237 155H238ZM261 152H262V150H261ZM54 153V152H53ZM140 153V151L138 150V153L137 154H139ZM228 153V152H227ZM241 153V152H240ZM255 153V152H254ZM253 153V154H254ZM65 154V153H64ZM204 154H205V152H204ZM224 154H226V150H225V153ZM235 154V155H236ZM244 154H246V153H244ZM206 155V154H205ZM232 155V154H231ZM243 155V154H242ZM139 156V155H138ZM239 156V155H238ZM237 156V157H238ZM141 156H139V158H140ZM224 157V156H223ZM229 157V156H228ZM130 158V159H131ZM143 158V157H142ZM226 158V157H225ZM225 158H224V160H225ZM240 158V157H239ZM126 159V158H125ZM144 159V158H143ZM142 159V160H143ZM200 159V158H199ZM226 159H228V158H226ZM229 159H230V157H229ZM234 159H236V158H234ZM243 159V158H242ZM241 159V160H242ZM132 160V159H131ZM232 160V159H231ZM237 160V159H236ZM57 161V160H56ZM55 161V162H56ZM153 161V160H152ZM232 161H234V160H232ZM2 162V161H1ZM127 162V161H126ZM138 162H139V160H138ZM145 162V160H143L142 162H141V164H143ZM224 162H227V160L226 161H224ZM130 163H131V161H130ZM129 163V164H130ZM140 163V162H139ZM228 163V162H227ZM226 163V164H227ZM230 163V162H229ZM238 163V162H237ZM55 164V163H54ZM225 164V163H224ZM241 164H242V162H241ZM21 165V164H20ZM56 165V164H55ZM145 165V164H144ZM146 166H147V164H146ZM231 166V165H230ZM239 166V165H238ZM237 166V167H238ZM22 167V166H21ZM54 167V166H53ZM124 167V168H123ZM130 167H132V166H130ZM150 167V166H149ZM160 167V166H159ZM164 167H166L165 169H163ZM163 168H162V170H164L163 171V175H161V174H158V175H160V176H162V177H160L161 178V180H160V183L159 184H161V186L162 187H164V186H166V185H168V186H170V187H168V190H169V192H173V191H175V188H177L178 190H181V194L183 195V193H185V190H186V188H188V184H186V183H184L183 181H177L176 180V178L174 177L173 178V174H171L170 172H168V164H166V166H164ZM226 167V166H225ZM224 167V168H225ZM232 167V166H231ZM79 168H81V167H79ZM150 168H152V167H150ZM155 169V168H154ZM231 169V168H230ZM236 169V168H235ZM239 169V168H238ZM237 169V170H238ZM47 170V169H46ZM161 170V171H162ZM227 170V168L224 170V171H226ZM151 171V170H150ZM230 171V170H229ZM24 172V171H23ZM159 172V171H158ZM20 173H21V171H20ZM57 173V172H56ZM161 173V172H160ZM237 173V172H236ZM50 174H52V176L54 175L53 173H50ZM226 174V173H225ZM225 174H223V175H225ZM152 175V174H151ZM157 175V174H156ZM157 175V176H158ZM230 175V174H229ZM234 175V174H233ZM239 175V174H238ZM21 176V175H20ZM40 176V175H39ZM39 176H38V178H39ZM51 176V177H52ZM153 176V175H152ZM155 176V175H154ZM227 176V175H226ZM47 177V176H46ZM55 176H53L52 178H54ZM126 177V176H125ZM224 177V176H223ZM21 178V177H20ZM36 178H34V180H35ZM48 179H50V177L48 178ZM37 180V179H36ZM35 180V181H36ZM42 180V179H41ZM41 180H40V182H38V183H41ZM150 180H152V179H150ZM228 180V179H227ZM234 180V179H233ZM155 181V180H154ZM156 181H157V178H156ZM229 181V180H228ZM44 182V181H43ZM15 183V182H14ZM37 183V184H38ZM49 183H50V181H49ZM132 183V182H131ZM153 183V182H152ZM230 183H232L231 181H230ZM263 183V182H262ZM44 185H45V183H43ZM137 184V183H136ZM147 184V183H146ZM228 184V183H227ZM235 184V183H234ZM264 184V183H263ZM19 185H22V184H20L19 183ZM47 185H48V183H47ZM139 185V184H138ZM142 186H144L143 184H141ZM226 185V184H225ZM40 186H41V184H40ZM43 186V185H42ZM127 186V185H126ZM161 186H159V189H162V188H160ZM227 186V185H226ZM235 186V185H234ZM264 186V185H263ZM46 187V186H45ZM138 187V186H137ZM144 187H146V186H144ZM38 189H40L39 188V186L37 187ZM50 188V187H49ZM126 188H128V187H126ZM264 188V187H263ZM3 189H4V191H3V193L5 192V188L3 187ZM3 189H0L1 191L3 190ZM47 188H44V189H41V190H38V191H40L38 194H37V197H36V203H40V202H42V204H43V207H40V208H37L38 209V211L40 212L45 206H47V205H45L46 204V201L47 200H52L51 198L49 199L48 197H47V195H48V193H49V191L50 190H52V189H47ZM141 189H143V188H141ZM166 189H167V187H166ZM166 189L164 188V190L166 191ZM229 189V188H228ZM49 190V191H48ZM163 189H162V191H164ZM167 190V191H168ZM37 191V192H38ZM127 191H129L128 189H127ZM146 191V190H145ZM159 191H161V190H159ZM161 191V192H162ZM166 191V192H167ZM97 192V191H96ZM188 193V192H187ZM5 194V193H4ZM3 194V195H4ZM49 194H51V192L49 193ZM185 195V194H184ZM5 196V195H4ZM4 196H2L3 198H5ZM48 198L46 201H45V198ZM95 197H96V202H97V212L99 211V209H100V205L102 204V203H105V200H102V199H99V198H97V196L95 195ZM154 198V197H153ZM185 198V197H184ZM7 198H5V199H3V200H6ZM1 200V199H0ZM2 200V201H3ZM19 201H21V198L20 199H18ZM185 201H186V199H185ZM4 202V201H3ZM19 204H21V206L22 207H24V205H25V202H23V203H19ZM48 204V203H47ZM50 204V203H49ZM52 204V203H51ZM50 204V205H51ZM176 204H178V201H177V203ZM15 206H16V204H15ZM14 206V208H16L17 206H18V204H17V206L15 207ZM20 206V207H21ZM170 206V205H169ZM177 206H179V205H177ZM183 206V205H182ZM29 207V206H28ZM32 207V206H31ZM52 207V206H51ZM168 207V206H167ZM174 207L176 208V206L174 205ZM196 207V206H195ZM18 209H19V207H17ZM36 208L35 209H32V212H33V210H36ZM76 208V207H75ZM179 208V207H178ZM22 209V208H21ZM25 209V208H24ZM183 208H181V210H182ZM45 210H47V209H45ZM44 210V211H45ZM75 210V209H74ZM77 210V209H76ZM172 210H173V208H172V206H170L169 208H168V210H167V212L166 213H164V212H160L161 214H160V216L158 215V216H155V217H151V219H152V222H153V225H154V227H156L157 228V230L161 233V235H166L167 236V239L169 240V239H171V238H169V237H171V232L168 230V227H167V225H166V223H168V222H170L171 220H170V218L168 217L167 218V216H168V213H171L172 212ZM196 210V209H195ZM194 210V211H195ZM183 211V210H182ZM190 211V210H189ZM193 211V214L195 213ZM232 211V210H231ZM17 212H18V210H17ZM22 212V211H21ZM24 212V211H23ZM25 212H26V209H25ZM24 212V213H25ZM35 212V211H34ZM39 212L37 213V214H39ZM76 212V211H75ZM97 212L95 211V213L97 214ZM229 212V211H228ZM41 213H43L42 211H41ZM40 213V214H41ZM191 213V212H190ZM226 213H227V211H226ZM231 213V212H230ZM230 213H228L229 215H230ZM234 213V212H233ZM246 213V212H245ZM254 213V212H253ZM258 213V212H257ZM23 214V213H22ZM32 214H34V213H32ZM44 214V213H43ZM45 214H46V212H45ZM44 214V216H46ZM155 214V213H154ZM197 214H199V213H197ZM227 214V215H228ZM261 214V213H260ZM12 215V214H11ZM49 215V214H48ZM188 215V214H187ZM195 215V214H194ZM200 215V214H199ZM198 215V216H199ZM202 218L200 219L198 216V222H197V224L195 225V227L198 229V228H202V229H205L204 228V221H205V217L208 215V213H203L202 212ZM220 215V214H219ZM226 215V214H225ZM224 215V216H225ZM227 215L225 216V217H227ZM233 215V214H232ZM43 216V215H42ZM191 216H192V214H191ZM218 216V214L215 216L216 218H218L217 217ZM234 216H236L235 215V213H234ZM233 216V217H234ZM256 216V215H255ZM34 217H36L35 215H34ZM38 217H41V215H39ZM193 217V216H192ZM224 217V218H225ZM231 216H228L227 218H230ZM254 217V216H253ZM252 216H251V218H248V224H246V223H244V225L243 226H241L239 229H238V231H236L237 232V237H235L236 235H234L233 233H231L233 236H234V238H235V240H234V242L233 243H230V245H229V248H231V249H234V250H236V251H238V253H239V255L235 258V261H234V264H250V262H251V260H252V258L255 256V254H256V252H257V247H258V245L256 246V249H255V247L254 248H250V247H252V245H250V240H251V238L252 237H256L257 235H259V237L260 236H262V235H264V218H260V217H258V215H257V217L255 218H253ZM42 218H44V217H42ZM50 218V217H49ZM213 218L214 217H211V218H209V219H206V220H210V223H214V221H213ZM221 218V217H220ZM223 218V221L225 220ZM35 219V218H34ZM47 219V218H46ZM233 219H235V218H233ZM232 219V220H233ZM36 220H38V218H36ZM41 220H43V219H41ZM215 220V219H214ZM219 220H221V219H219ZM245 220H247V218H245ZM35 221V220H34ZM33 221V222H34ZM39 221V220H38ZM212 221V222H211ZM230 220L228 219L226 222H224V223H228ZM234 221V220H233ZM239 221H240V219H239ZM206 222V221H205ZM216 222V221H215ZM220 222V221H219ZM21 223V222H20ZM37 223H39V222H37ZM41 223H42V221H41ZM192 223V222H191ZM209 223V224H210ZM223 223V224H224ZM36 224V223H35ZM46 225H47V222L45 223ZM206 224V223H205ZM230 225V227H231V225H233V223H229ZM237 224V223H236ZM48 225H50V223L48 222ZM47 225V226H48ZM215 225V224H214ZM214 225H212L213 227H214ZM234 225H235V223H234ZM232 226V227H235V226ZM238 225V224H237ZM29 226V225H28ZM38 226V225H37ZM46 226V227H47ZM51 226H53V225H51ZM206 226V225H205ZM224 226V225H223ZM226 226H227V224H226ZM226 226H225V229H226ZM39 227V226H38ZM54 228H55V226H53ZM191 227H194V226H191ZM216 227V226H215ZM35 228H37V227H35ZM34 228V229H35ZM45 228V227H44ZM52 228V227H51ZM51 228H50V230H51ZM170 228V227H169ZM211 228V227H210ZM218 228V227H217ZM237 228H238V226L236 227V230H237ZM39 229V228H38ZM37 229V230H38ZM43 229V228H42ZM41 229V231L43 232V230ZM49 229V228H48ZM56 229V228H55ZM208 229V228H207ZM215 229V228H214ZM228 229H229V227H228ZM233 229H235V228H233ZM232 229V230H233ZM33 230V229H32ZM45 230H47V229H45ZM53 230V229H52ZM183 230V229H182ZM199 230V229H198ZM210 230V229H209ZM218 230H219V228H218ZM218 230H216V231H218ZM221 230H222V228H221ZM227 230V229H226ZM48 231V230H47ZM179 231V230H178ZM197 231V230H196ZM208 231V230H207ZM210 231H212V228H211V230ZM215 231V230H214ZM34 232V231H33ZM36 229H35V234H36ZM221 232V231H220ZM223 232V231H222ZM224 232H226V231H224ZM235 232V233H236ZM39 233V236H41L42 234L40 233V232H38ZM37 233V234H38ZM46 233L47 232H45V233H43V234H45L46 235ZM195 233L196 232H192V231H187L186 233H185V236L184 237H188V238H190V237H192V235L194 236V238H195ZM215 233V232H214ZM35 234H32V235H34V236H36ZM50 234V233H49ZM52 234V233H51ZM51 234H50V236H51ZM177 234V233H176ZM31 235V236H32ZM48 235V234H47ZM214 234H212V236H213ZM229 235V234H228ZM228 235H226V233L223 235V237L224 236H228ZM49 236V235H48ZM215 236V235H214ZM217 236H220V234L219 235H217ZM222 236H220V238H221ZM263 237V236H262ZM37 238H38V236H37ZM42 238V237H41ZM46 238H48V240H50L52 243H53V240H51V238L49 239V237H47V236H45V239L44 238H42L43 240H47ZM182 238H183V236H182ZM217 238V237H216ZM219 238V237H218ZM219 238V239H220ZM30 238H28L27 240H29ZM32 239V238H31ZM53 239V238H52ZM218 239V240H219ZM233 239V238H232ZM257 239V238H256ZM164 240L165 239H163V238H161L160 240H158V241H156V243L157 244H152V245H149L150 247H152L153 248V252H154V254H153V258H152V264H155L156 263V261H157V256L160 254V253H162V251H164L163 250V246H162V244H163V242H164ZM172 241V240H171ZM219 241H222V239L221 240H219ZM226 241V240H225ZM225 241H224V243H225ZM237 241V242H236ZM252 241H253V239H252ZM255 241H257V240H255ZM263 241H264V239H263ZM263 241L262 242H260V243H263ZM45 242H47V241H45ZM51 242L49 243V242H47V243H49V245H52L51 244ZM227 242V241H226ZM229 242H232V241H229ZM46 243V244H47ZM173 243V242H172ZM14 244V243H13ZM253 245H255L254 244V242L252 243ZM4 245H6V244H4ZM3 245V246H4ZM12 246V244H10L9 245V247H11ZM25 246H28V244L27 245H25ZM30 246V245H29ZM28 246V247H29ZM47 246V245H46ZM166 246V245H165ZM250 246V247H249ZM264 246V245H263ZM1 249L3 250V254L2 255H0V264H5V261H8V259H9V257L11 258V256H13V255H10V253L12 254V252H10V253H8L9 252V250H7L8 252H7V254L8 255H10V256H8L6 253H4L5 252V250H4V248L6 247H2V244H1ZM13 247V246H12ZM11 247V248H12ZM27 247V248H28ZM31 247H33V246H31ZM167 247V246H166ZM10 248V249H11ZM20 248V247H19ZM53 247H51V249H52ZM172 248H173V246H172ZM264 248V247H263ZM5 249H9V248H5ZM13 249H15V248H13ZM25 249V248H24ZM165 249V248H164ZM167 249H168V247H167ZM169 249L172 251V249L169 247ZM261 249V248H260ZM18 250V249H17ZM54 250H55V248H54ZM53 250V251H54ZM173 250L175 251V248H173ZM263 250V249H262ZM10 251H12V249L10 250ZM15 251V250H14ZM25 251V250H24ZM167 251V250H166ZM173 251V252H174ZM21 252V251H20ZM24 253V252H23ZM53 253H55V254H57V251H55V252H52V254L50 253V256H54V258L56 257ZM171 253V252H170ZM174 253H176V252H174ZM177 253H179V252H177ZM14 254H15V252H14ZM18 254V253H17ZM49 254V253H48ZM163 254V253H162ZM61 255V254H60ZM178 255V254H177ZM48 256V255H47ZM49 256V257H50ZM63 256V255H62ZM175 256V255H174ZM60 256L58 255V258H59ZM64 257H65V254H64ZM169 257V256H168ZM177 257V256H176ZM14 259L16 258L17 259V255L15 256V257H13ZM21 258V257H20ZM46 258H48V257H46ZM63 258V257H62ZM171 258V257H170ZM172 258H174V257H172ZM12 259V258H11ZM175 259H180L179 257L178 258H175ZM167 260H168V258H167ZM170 262V261H169ZM10 263H11V261H10ZM13 263V262H12ZM14 263H15V261H14ZM62 264V263H61ZM63 264H67V262H65V263H63ZM161 264V263H160Z\"/></svg>", "mask_w": 264, "mask_h": 264}]
</instances>
